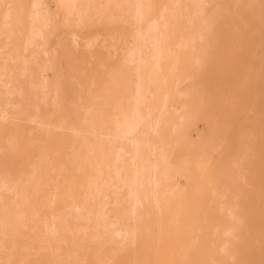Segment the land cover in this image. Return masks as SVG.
<instances>
[{
    "label": "bare ground",
    "instance_id": "bare-ground-1",
    "mask_svg": "<svg viewBox=\"0 0 264 264\" xmlns=\"http://www.w3.org/2000/svg\"><path fill=\"white\" fill-rule=\"evenodd\" d=\"M0 264H264V0H0Z\"/></svg>",
    "mask_w": 264,
    "mask_h": 264
}]
</instances>
